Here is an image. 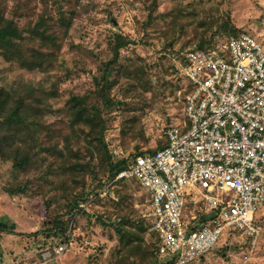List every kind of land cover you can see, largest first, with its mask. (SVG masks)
<instances>
[{
  "label": "rangeland",
  "instance_id": "1",
  "mask_svg": "<svg viewBox=\"0 0 264 264\" xmlns=\"http://www.w3.org/2000/svg\"><path fill=\"white\" fill-rule=\"evenodd\" d=\"M0 7L22 28L46 14L61 37L60 48L26 28L17 39L26 55L32 46L46 51V71L0 50V87L15 98H33V107L22 110L29 128L0 122V264H41L47 248L64 238L46 222V212L63 216L73 242L48 264H154L156 258L140 252L154 241L148 227L137 224L147 226L146 191L135 178H108L95 134L103 124V141L116 158L160 147L167 128L186 117L185 50L240 32L264 46V0H0ZM116 33L130 43L115 65L114 103L106 107L93 77L113 58ZM75 95L86 98L83 114H100L101 120L78 118L81 108L70 101ZM19 159L24 166L14 164ZM23 184L24 193H10ZM78 195L79 206L68 213ZM263 211L257 215L264 226ZM121 215L129 217L121 225L125 237L113 225ZM159 259L169 264V257ZM198 264H264V229L253 250L237 236H223Z\"/></svg>",
  "mask_w": 264,
  "mask_h": 264
},
{
  "label": "built area",
  "instance_id": "2",
  "mask_svg": "<svg viewBox=\"0 0 264 264\" xmlns=\"http://www.w3.org/2000/svg\"><path fill=\"white\" fill-rule=\"evenodd\" d=\"M181 73L186 117L167 128L166 144L128 158L116 180L135 178L146 191L143 216L159 255L198 264L223 236L253 250L263 233L264 46L240 32L189 47ZM68 236L47 248L41 264L69 249Z\"/></svg>",
  "mask_w": 264,
  "mask_h": 264
},
{
  "label": "trees",
  "instance_id": "3",
  "mask_svg": "<svg viewBox=\"0 0 264 264\" xmlns=\"http://www.w3.org/2000/svg\"><path fill=\"white\" fill-rule=\"evenodd\" d=\"M61 18L63 22L67 21V18L64 14L61 16ZM53 23L54 21H50V18H48L46 14H42L41 16H39L36 22H32L29 25L22 28L18 26V24L15 22L14 19L6 18L2 14V8L0 7V50L5 55L7 56L11 55L12 57L17 59H18L17 55H19L20 56L19 60L21 61L23 66H26L30 69L37 68L39 66L44 71L48 70L46 68V65L49 64L51 61H48L47 58L44 56V52L46 51L43 50V48L32 46L29 49V51L26 52L28 55H26L22 47L20 46L19 42L17 41V39L23 36V30L26 28L32 33L33 36L40 39L41 41L43 40L48 41L54 47L60 48L61 37H59V32L56 31V29L53 26ZM60 23L61 26H63V23L61 21ZM115 39L116 40L113 48V53H114L113 58H111L108 61H103L99 66V72L95 74L93 77L94 82L96 83V91L102 98V101L106 107H111L114 103L112 97L110 96V88L115 81V78L113 77L115 65L118 62L122 48L128 46L130 43V40L128 38L122 36L119 33H116ZM208 46H211V44L205 45L204 42H202V44H200L199 47L205 48ZM48 53H53V51H50ZM26 59H28L29 62H27ZM32 99L33 98H31L28 94L15 98L12 96L10 90L6 89L5 87H0V122L2 118L10 123L24 124L29 128V124L27 122H29L30 119H28L22 114L23 113L22 110L23 108H26L28 110L33 107ZM11 101H12V105L8 108V104ZM70 101L75 106L81 108L80 110L76 111L78 118L83 117V119L86 122H92L93 120H98V118H100L101 120L100 114H95V113L83 114V111L86 109L85 106L86 98L84 96L75 95L71 98ZM101 126L102 128L100 129V133L96 132L95 136L98 137L101 147L104 149L103 156L105 157L102 158L106 159V168H108L107 169L108 178L113 179L118 175L120 171L126 168V166L128 165V158H123V157L116 158L111 152H109V149L107 148L105 142L103 141L104 125L101 124ZM164 144H166V137H165V142L161 146H163ZM155 149L147 150V151L152 152ZM14 164L16 166H24L25 161L24 159H19ZM25 190H26L25 184H23L18 186L17 188L11 189L10 193L22 194L25 192ZM79 197L81 196L80 195L76 196L75 200L70 204V209L68 213L72 212L74 207L79 206V200H78ZM120 217L121 218H116L113 220V225L117 228L121 237H125L127 232L125 229H123L121 225L123 224L122 222L123 220L129 221L128 219L129 217L128 215H121ZM45 219L46 222L54 223L52 228H54V232L56 234H58L60 237L62 236L64 238H67L68 235L65 236V234L68 226H67V221L63 218V216H56L52 218V216H50V213L46 212ZM137 224L142 229H146L148 227L145 226L140 221L137 222ZM0 225H2V222H0ZM154 235L155 234H152L153 238ZM62 239L63 238H61L60 240ZM141 247H142L141 245L140 246L138 245L137 249L140 251ZM145 251L147 252L148 255L153 256L154 259L156 258L154 264H158L160 262L159 257H163L160 256L158 253V248L155 240L153 241V243L148 244V246L144 250L142 248L140 252L141 254L143 253L146 254ZM167 261L169 264H174V261L172 259H168ZM128 264H133V263L129 262Z\"/></svg>",
  "mask_w": 264,
  "mask_h": 264
},
{
  "label": "water",
  "instance_id": "4",
  "mask_svg": "<svg viewBox=\"0 0 264 264\" xmlns=\"http://www.w3.org/2000/svg\"><path fill=\"white\" fill-rule=\"evenodd\" d=\"M211 215H212V214L210 213V214L207 215V217H210Z\"/></svg>",
  "mask_w": 264,
  "mask_h": 264
}]
</instances>
